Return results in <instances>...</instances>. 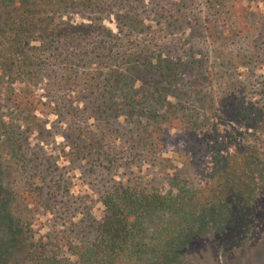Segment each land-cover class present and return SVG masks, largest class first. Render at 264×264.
I'll return each mask as SVG.
<instances>
[{"label": "trees", "instance_id": "trees-1", "mask_svg": "<svg viewBox=\"0 0 264 264\" xmlns=\"http://www.w3.org/2000/svg\"><path fill=\"white\" fill-rule=\"evenodd\" d=\"M189 1L174 5L186 10ZM126 2L0 0V108L12 109L7 116L0 109V264H208L207 255L219 264L264 249L257 231L264 153L225 122L244 121L264 134V106L242 96L237 63L221 51L214 52L218 69L202 71L209 92L192 78L191 93L185 78L196 52H180L155 29L179 18L147 22ZM98 6L126 7L115 19L117 33L100 16L86 23L60 14ZM145 30L149 38L142 40ZM39 90L54 102L41 107ZM66 96L71 107L59 117L82 120L67 127L70 151L62 147L54 158L39 149L26 153L27 133L52 137L44 122L36 124L37 112L52 103L51 110L62 109ZM62 158L72 165L85 160L104 180L99 220L87 215L84 227L69 231L75 174L58 163ZM155 163L162 171L153 177L140 167ZM121 169L131 177L117 180Z\"/></svg>", "mask_w": 264, "mask_h": 264}, {"label": "rangeland", "instance_id": "rangeland-1", "mask_svg": "<svg viewBox=\"0 0 264 264\" xmlns=\"http://www.w3.org/2000/svg\"><path fill=\"white\" fill-rule=\"evenodd\" d=\"M129 2H126V7H132V12L140 15L147 22L158 19V16L164 18L163 15H171V17L179 18L182 26L178 23L169 28L157 26L155 29L160 28L158 35L161 41L173 40L180 52L193 47V52H196L195 68L185 79L189 81H192V78H195L193 81H196V79L199 80L202 85L201 89L209 92L208 90L211 88L205 79H202V71H205L208 66L212 67L214 65L215 69H218L219 59L216 58L214 52L221 51L232 57L237 63L238 70L235 75L237 79H235L239 82L238 86L243 92L242 96L247 101L254 103L257 107L264 106V0H190L186 10H183L182 7L175 6L174 3L176 0H129ZM126 7L114 6L102 11L101 7L98 6L95 10L84 13L77 12V14H70V12L64 13L62 10L60 14L63 19L75 16L78 21L86 23L90 22L89 19L93 16H100L102 19L101 22L111 28L114 33H117L118 29L115 19L117 15L126 11ZM164 20L162 19V21ZM197 25L208 27V29L204 31L200 26V30H196L195 27ZM199 33H202L204 37L199 36ZM148 35L149 30L140 32L142 40L148 39ZM204 74L203 72V76ZM9 81L4 79L2 82L8 84L10 83ZM193 81L189 85L192 90L188 88L191 93L193 88L196 89L197 87ZM211 91L215 90L212 89ZM38 94L42 95L41 107H46L51 103L50 101L54 102L53 98L51 97L50 99L48 94H42L40 90ZM200 95L198 91L195 92V97ZM68 101L69 98L66 96L65 103L62 104V109L61 106L60 109H57L55 106V109L51 110L55 105V103H52L51 109L43 113L37 112L40 122L36 124L39 126L44 122L47 129L52 133V137L45 139L40 138V136L32 132L27 133L25 135L26 139L23 142V150L26 153L39 149L47 158H54L62 147H65L66 152L70 151L71 147L67 137V127L72 121L79 123L82 120L78 115L71 116L67 114L66 116L59 117L60 113H66L69 107H71ZM83 104L81 101L80 106ZM6 105L9 104L2 105L1 114L6 116L9 114L12 115V109L10 108L9 111L4 107ZM54 111L56 112L53 113ZM219 114L220 112L216 113L217 116ZM89 121L91 122V120ZM219 121L223 122L224 120ZM225 122L229 124L228 132L234 135H239V132H243L242 138L248 140L250 144L256 145L260 152L264 153V134L261 133V129H253L252 126H247L244 121ZM12 124V129L16 130L17 122L13 120ZM79 161V164L74 165L63 158L58 161L59 164L61 163V166H66V168L72 166V171L75 174L72 187L73 194L70 198V207L72 208H70L67 214V219L72 220L74 225L69 226L67 231L84 227L82 221L87 215H90L91 219L99 220L102 213V207L98 202L97 194L98 188L104 182L102 175L97 169L94 171L91 170V172L89 168H86L83 165V161L85 160ZM140 167H142L144 173L149 174L151 177L160 174L162 171L160 169V163H155V167H158L157 169L153 166L147 168L142 165ZM117 173L114 176L117 180L131 177L129 174L125 175L123 169ZM196 176L198 178V175ZM86 207L90 208L88 214L76 213L77 211H84ZM91 219L87 220V222H90ZM61 222L63 226H61ZM61 222H57L55 225V229L58 231L65 226L63 218ZM258 226V236L262 237L264 235L261 234L264 230V218L258 220ZM41 233H44L43 230ZM241 257L243 260L237 259L236 261L235 259L231 262L221 261L219 264H264V249L260 250L259 247L258 251H253L251 254L244 252ZM205 259L208 264H212L214 261L209 255Z\"/></svg>", "mask_w": 264, "mask_h": 264}]
</instances>
